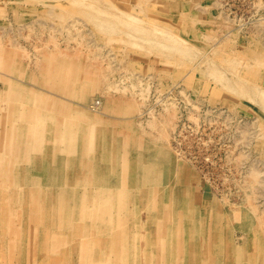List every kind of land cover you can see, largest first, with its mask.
<instances>
[{
  "label": "rangeland",
  "instance_id": "374dc122",
  "mask_svg": "<svg viewBox=\"0 0 264 264\" xmlns=\"http://www.w3.org/2000/svg\"><path fill=\"white\" fill-rule=\"evenodd\" d=\"M0 118V264H264V0H0Z\"/></svg>",
  "mask_w": 264,
  "mask_h": 264
},
{
  "label": "bare ground",
  "instance_id": "6f19581e",
  "mask_svg": "<svg viewBox=\"0 0 264 264\" xmlns=\"http://www.w3.org/2000/svg\"><path fill=\"white\" fill-rule=\"evenodd\" d=\"M261 3H262V2H261ZM254 4H255V3H254ZM254 4H252V5H254ZM252 5H251V6H252ZM259 6H260V5H259ZM257 8H258V6H257ZM255 10H256V9H255ZM258 11H259V10H258ZM125 14L127 15V17L131 18L132 20H136V18H137V16H135V15H133V14H130V13H125ZM261 14H262V13H261ZM129 18H128V19H129ZM262 18H263V17H262ZM257 21H258V19H257ZM262 21H263V20H262ZM262 21H261V22H262ZM258 22H260V21H258ZM261 22H260V23H261ZM258 25H259V24H258ZM259 26H260V25H259ZM254 27H255V26H254ZM261 28H262V27H261ZM262 29H263V28H262ZM260 31H261V30H260ZM71 76H72V75H71ZM10 91H11V90H10ZM12 93H13V91H12ZM15 93H16V92H15ZM10 94H11V93H10ZM13 94H14V93H13ZM14 95H15V94H14ZM14 95H13V96H14ZM10 96H11V95H10ZM5 98H6V97H5ZM8 98H9V96H8ZM13 98H14V97H13ZM13 98H11V99H13ZM18 98H19V96H18ZM49 98H50V97H49ZM52 98H53V97H52ZM9 99H10V98H9ZM14 99H15V98H14ZM39 100H40V99H39ZM41 100H42V99H41ZM44 100H46V99H44ZM1 102H2V100H1ZM53 102H54V101H53ZM90 103H91V102H90ZM44 104H45V103H44ZM99 104H100V100H98V99H94V103H91V105H89L90 110H91L92 112H93V111H94V112L98 111L95 107L98 106ZM41 105H42V104H41ZM46 107H47V105H46ZM41 108H43V107H41ZM47 108H48V107H47ZM33 110H34V109H33ZM36 110H37V109H36ZM28 111H29V110H28ZM37 111H38V110H37ZM43 111H44V110H43ZM80 111L83 112V110H78V109H77V112H80ZM9 112H10V111H9ZM12 113H13V111H12ZM46 113H47V112H46ZM46 113H45V114H46ZM26 114H27V113H26ZM35 114H36V113H35ZM40 114L42 115V119H43V116H44V115H43V112L40 113ZM7 116H8V115H7ZM55 117H56V116H55ZM27 118H28V117H27ZM25 119H26V118H25ZM45 119H48V115H47V117H45ZM45 119H43V120H45ZM55 120H57V118H56ZM55 120H54V121H55ZM25 121H26V120H25ZM32 121H33V120H32ZM48 121H50V120H48ZM80 121H81V120H80ZM16 122H17V121H16ZM52 122H53V121H52ZM59 122H60V121H59ZM82 122H84V121H82ZM86 122H87V121H86ZM31 123H32V122H31ZM60 123H61V122H60ZM2 124H3V123H2L1 118H0V149L2 148V150H3V149H6V146H4L3 144H7L6 139H5L3 136H4V134H5V136H7L9 133H7L6 130L4 131V130L2 129ZM15 124H16V123H15ZM18 124H19V123H18ZM22 124H23V123H22ZM5 125H6V124H5ZM20 125H21V124H20ZM20 125H19V126H20ZM16 126H17V125H16ZM6 127H7V125H6ZM7 128H8V127H7ZM10 128H11V127H10ZM54 128H55V127H54ZM82 128H83V127H82ZM4 129H5V128H4ZM20 129H21V128H20ZM15 130H16V129H15ZM31 130H32V129H31ZM80 130H81V129H80ZM103 130H105V129H103ZM10 131H11V129H10ZM54 131H56V130H54ZM58 131H59V130H58ZM19 132H21V131H19ZM79 132H81V131H79ZM87 132H88V131H87ZM21 133H22V132H21ZM31 133H32V132H31ZM55 133H56V132H55ZM28 134H29V135H28ZM32 134H33V133H32ZM56 134H58V133H56ZM13 135H14V134H13ZM22 135H24V139H22V140H24V142H25V143H23V145H24V144H27L26 142H29L28 139H30V135H31V134H30L29 132L27 133V129L25 128V129H23V134H22ZM58 135H61V134L59 133ZM72 135H73V134H72ZM74 135H75V132H74ZM27 136H28V137H27ZM40 136H41V132H40L39 137H40ZM86 136H87V135H86ZM7 137H8V136H7ZM31 137H32V135H31ZM58 137H59V136H58ZM32 138H33V137H32ZM40 138H41V137H40ZM59 138H60V137H59ZM8 139H9V138H8ZM37 139H38V136H36V134H34V138L32 139L31 143H32V142H33V143H39V142L37 141ZM53 139H54V138H53ZM86 139H88V138H86ZM58 140H59V139H58ZM13 142H14V141H13ZM56 142H57V139H56ZM54 144H55V143H54ZM96 144H97V143H96ZM8 145H9V144H8ZM103 145H104V143H103ZM1 146H3V147H1ZM105 146H107V145L105 144ZM105 146H102V147L105 148ZM30 147H31V145H30ZM75 147H76V145L73 146L72 144L69 146V148H70L71 150L75 149ZM24 148H25V149H28V147H25V146H24ZM36 148H37V147H36ZM54 148H55V147H54ZM90 148H91V147H89V145L85 146V145L83 144V145L80 147V150H82V151H90ZM107 148H109V147H107ZM107 148H106V149H107ZM162 148H163V146H162ZM166 148H167V147H166ZM102 149H103V148H102ZM106 149H104V150H106ZM104 150H103V151H104ZM107 150H109V149H107ZM107 150H106V151H107ZM8 151H9V150H8ZM40 151H41V150H40ZM40 151H39V152H40ZM103 151H102V152H103ZM24 152H25V151H24ZM36 152H37V151H36ZM157 152H158V151H157ZM55 153H56V152H55ZM103 153H104V152H103ZM101 154H102V153H101ZM106 154H107V153H105V155H106ZM108 154H109V153H108ZM23 155H25V154H23ZM23 155H22V156H23ZM105 155H104V156H105ZM36 156L38 157L39 155H36ZM107 156H108V155H107ZM24 157H25V156H24ZM24 157H23V159H24ZM33 157H34V156H33ZM108 157H109V156H108ZM111 157H112V156H111ZM146 157H148V155H146ZM13 158H14V157H13ZM85 158H87V156H86ZM36 159H37V158H36ZM103 159H104V157H103ZM106 159H107V158H106ZM108 159H109V158H108ZM63 160H64V159H63ZM149 160H151V159H149ZM94 161H95V160H94ZM98 161H99V160H98ZM101 161H102V160H101ZM105 161H106V160H105ZM152 161H153V160H152ZM154 161H156V160H154ZM11 162H12V161H11ZM92 162H93V160H92ZM106 162H107V161H106ZM88 163H89V162H87V164H88ZM132 163H133V162H132ZM132 163H131V164H132ZM133 164H134V163H133ZM159 164L162 165V163H159ZM89 165H90V164H89ZM104 166H105V165H104ZM136 166H137V164H136ZM147 166H148V164H147ZM154 166H155V165H154ZM158 166H160V165H158ZM11 168H12V167H11ZM11 168H10V169H11ZM92 168H94V167L92 166ZM92 168H91V169H92ZM139 168H140V167H139ZM89 169H90V168H89ZM143 169H144V168H143ZM161 169H162V168H161ZM161 169H159V170H161ZM0 170H1V169H0ZM159 170L157 169V171H158L159 174H160V171H159ZM7 171H8V169H7ZM11 171H12V170H11ZM138 171H139V170H138ZM146 172H147V171H146ZM11 174H12V173H11ZM144 174H145V173H144ZM8 175H9V174H8ZM141 175H142V174H141ZM19 177H20V176H19ZM7 178H8V177H7ZM77 179H78V178H77ZM8 180H9V179H8ZM49 180H50V179H49ZM51 181H53V180H51ZM154 181H155V180H154ZM185 181H187V180H185ZM6 182H8V181H6ZM60 182H61V181H60ZM99 182H100V181H99ZM58 183H59V182H58ZM106 183H107V181H102V182H101L102 185H105ZM160 183H161V182H160ZM9 185H10V184H9ZM15 185H16V184H15ZM37 185H38V184H37ZM156 185H157V184H156ZM0 186H1V183H0ZM161 186H162V185H161ZM13 187H14V186H13ZM18 187H19V186H18ZM29 187H30V186H29ZM99 187H100V186H99ZM1 188H2V187H1ZM6 188H7V187H6ZM94 188H95V187H94ZM132 188H134V187H132ZM3 189H4V188H3ZM16 189H17V188H16ZM24 189H25V188H24ZM126 189H127V187H126ZM126 189H125V190H126ZM161 189H162V188H161ZM0 190H1V189H0ZM26 190H27V189H25L24 192H25ZM61 190H63V188L60 189V191H61ZM93 190H94V189H93ZM1 191H2V190H1ZM126 191H127V190H126ZM62 192H63V191H62ZM68 192H69V191H68ZM114 192H115V191H114ZM27 193H28V192H27ZM117 193H118V192H117ZM15 194H16V193H15ZM15 194H13V195H15ZM69 194H70V193H69ZM93 194H94V193H93ZM8 195H9V192H8ZM47 195H48V194H47ZM52 195H53V196H52L53 198L57 199V195H56L54 192H52ZM128 195H129V194H128ZM4 196H5V195H4ZM24 196H25V195H24ZM60 196H61V194H60ZM69 196H72V194L69 195ZM99 196H100V195H99ZM110 196H111V193H110ZM110 196L107 195V199L110 200V201H112L113 198H111ZM115 196H117L116 193H115ZM115 196H114V198H116ZM179 196H180V195H179ZM2 197H3V196H2ZM27 197H28V195H27ZM62 197H63V195H62ZM62 197H61V198H62ZM64 197H65V199H66V195H65ZM95 197H96V196H95ZM119 197H120V196H119ZM127 197H128V196L126 195V198H127ZM4 198H5V197H4ZM16 198H17V197H16ZM75 198H76V197H75ZM6 199H7V198H6ZM26 199H27V198H26ZM62 199H63V198H62ZM7 200H8V199H7ZM179 200H181V199H179ZM16 201H17V200H16ZM19 201H20V200H19ZM63 201H64V200H63ZM65 201L67 202L68 200H65ZM71 201H72V197H71ZM119 201H120V199H119ZM119 201H118V202H119ZM139 201H140V200H139ZM43 202H44V201H43ZM47 202H48V204H47V205H48V206H47V209H51V210H52V209H55V208H56V206L54 207L55 204H53V200H52V198L49 197V200H48ZM47 202H46V203H47ZM59 202H60V201H59ZM137 202H138V200H137ZM216 202H217V201H216ZM68 203H69V202H68ZM115 203H116V202H115ZM16 204H17V203H16ZM22 204H23V203H22ZM24 204H25V202H24ZM32 204H33V203H32ZM116 204H117V203H116ZM133 204H134V203H133ZM162 204H163V202H162ZM17 205H18V204H17ZM42 205H44V204H41V203H40V204H36L35 206H42ZM56 205H57V204H56ZM68 205H69V204H68ZM79 205H80V204H77V205H76L77 208L79 207ZM85 205H86V204L84 203V206H85ZM91 205H93V204H91ZM118 205H119V204H118ZM136 205H137V204H136ZM186 205H187V203H186ZM0 206H1V205H0ZM21 206H22V205H21ZM63 206H64V205L60 206V207H61L60 210H62V208H64ZM84 206H83L82 209H84V208L86 207V206H85V207H84ZM93 206H94V205H93ZM93 206H90L89 209L91 210V209L93 208ZM130 206H131V205H130ZM130 206H129V207H130ZM133 206H134V205H133ZM192 206H193V205H192ZM13 207H14V206H13ZM68 207H69V206H68ZM80 207H81V206H80ZM151 207H152V206H151ZM151 207H150V208H151ZM187 207H188V206H187ZM70 208H71V207H70ZM94 208H95V206H94ZM112 208H113V205H112ZM127 208H128V207H127ZM130 208H131V207H130ZM132 208L135 209V206L132 207ZM137 208H138V207H136V209H137ZM181 208H182V207H181ZM79 209H80V208H78V210H79ZM128 209H129V208H128ZM39 210L41 211L42 209H39ZM43 210H44V209H43ZM70 210H71V209H70ZM73 210H74V208H73ZM113 210H114V209H113ZM118 210L120 211L119 208H118ZM186 210H187V209H186ZM189 210H190V206H189ZM198 210H199V209H198ZM15 211H16V208H15ZM28 211H29V210H28ZM40 211H39V212H40ZM52 211H54V210H52ZM74 211H75V210H74ZM115 211H116V210H115ZM132 211H133V209H132ZM136 211H137V210H136ZM55 212H56V211H55ZM59 212H60V211H59ZM68 212H69V211H68ZM122 212H123V211H122ZM71 213H72V211H71ZM127 213H128V212H127ZM135 213H137V212H135ZM161 213H162V212H161ZM169 213H170V212H169ZM23 214H25V213H23ZM32 214H34V213H32ZM43 214H44V213H43ZM50 214H51V212H50ZM116 214H117V213H116ZM181 214H182V213H181ZM191 214H194V213H191ZM7 215H8V214H7ZM27 215H28V214H27ZM55 215H56V213H55ZM66 215H67V214H66ZM155 215H156V213H155ZM13 216H16V215H13ZM46 216H47V215H46ZM48 216H49V215H48ZM72 216H73V215H72ZM169 216H170V215H169ZM24 217H25V216H24ZM27 217H28V216H27ZM31 217H32V216H31ZM43 217H44V216H43ZM58 217H60V216H58ZM62 217H65V216H62ZM66 217H67V216H66ZM66 217H65V218H66ZM118 217H119V218H117V220H118V221H122V219L120 218V216H118ZM155 217H156V216H155ZM171 217H172V216H171ZM183 217H184V216H183ZM15 218H16V217H15ZM20 218H21V217H20ZM38 218H39V217H38ZM160 218H161V217H160ZM166 218H167V217H166ZM46 219H47V218H46ZM178 219H179V218H178ZM67 220H68V219H64V220L62 219L61 224H59V226L62 225L64 221H65V224H66ZM105 220H106V219H105ZM115 220H116V219H115ZM117 220H116V222H118ZM170 220H171V219H170ZM4 221H5V219H4ZM23 221H24V220H23ZM83 221H84V220H83ZM87 221H88V220H87ZM103 221H104V219H103ZM166 221H167V220H166ZM207 221H208V220H207ZM212 221H213V220H212ZM80 222H81V221H80ZM116 222H115V223H116ZM0 223H1V222H0ZM15 223H16V222H15ZM167 223H168V222H167ZM167 223H166V224H167ZM216 223H217V222H216ZM30 224H32V223H30ZM30 224H29V225H30ZM53 224H54V223H53ZM82 224H83V223H82ZM117 224H118V223H117ZM120 224H121V223H120ZM122 224H123V223H122ZM124 224H125V223H124ZM174 224H175V223H174ZM211 224H212V223H211ZM69 225H70V224H69ZM85 225H86V223H85ZM30 226H31V225H30ZM35 226H36V225H35ZM62 226H63V225H62ZM67 226H68V225H67ZM70 226H71V225H70ZM92 226H93V225H92ZM97 226H98V225H97ZM164 226H165V224H164ZM214 226H215V225H214ZM19 227H20V226H19ZM32 227H33V226H32ZM32 227H31V228H32ZM81 227H82V226H81ZM87 227H88V225H87ZM218 227H219V226H218ZM31 228H30V230H31ZM40 228H41V227H40ZM40 228H39V229H40ZM62 228H63V227H62ZM62 228H61V229H62ZM84 228H85V227H84ZM89 228H90V227H89ZM91 228H92V227H91ZM93 228H94V227H93ZM165 228H166V227H165ZM186 228H187V227H186ZM216 228H217V227H216ZM23 229H24V228H23ZM42 229H43V228H42ZM46 229H47V228H46ZM59 229H60V228H59ZM178 229H179V228H178ZM97 230H98V229H97ZM103 230H104V229H103ZM117 230H118V228H117ZM216 230H218V228H217ZM39 231H42V230H39ZM53 231H54V230H53ZM94 231H95V230H94ZM99 231H100V229H99ZM114 231H116V229H114ZM118 231H119V230H118ZM125 231H126V230H125ZM183 231H184V229H183ZM193 231H194V230H193ZM22 232H23V231H22ZM26 232H27V231H26ZM29 232H30V231H29ZM119 232H120V231H119ZM160 232H161V231H160ZM63 233H64V232H63ZM123 233H124V231H123ZM165 233H166V232H165ZM14 234H15V233H14ZM31 234H32V232H31ZM46 234H47V233H46ZM84 234H85V233H84ZM98 234L100 235V233H98ZM98 234H97V235H98ZM115 234H116V233H115ZM28 235H29V234H28ZM36 235H37V234H36ZM58 235H59V234H58ZM93 235H95V234H93ZM113 235H114V234H113ZM118 235H119V234H118ZM122 235H123V234H122ZM184 235H185V234H184ZM14 236H15V235H14ZM79 236H80V234H79ZM87 236H88V235H87ZM90 236H91V235H90ZM103 236H104V235H103ZM185 236H187V235H185ZM195 236H196V235H195ZM39 237H40V236H39ZM58 237H60V236H58ZM64 237H66V236H64ZM77 237H78V236H77ZM81 237H82V236H81ZM166 237H167V236H166ZM30 238H31V237H30ZM54 238H55V237H54ZM75 238H76V237H75ZM75 238H74V239H75ZM88 239H89V238H88ZM117 239H118V237H117ZM119 239H120V238H119ZM123 239H124V238H123ZM149 239H150V238H149ZM11 240H12V239H11ZM11 240H10V241H11ZM27 240H28V239H27ZM31 240H32V239H31ZM35 240H36V239H35ZM49 240H50V239H49ZM52 240H53V239H52ZM62 240L64 241L63 238H62ZM71 240H72V239H71ZM71 240H70V241H71ZM77 240H78V239H77ZM154 240H155V239H154ZM185 240H186V239H185ZM47 241H48V240H47ZM65 241H66V240H65ZM93 241H94V240H93ZM150 241H151V240H150ZM195 241H196V240H195ZM29 242H32V241L29 240ZM71 242H72V241H71ZM71 242L69 243L70 246H71ZM76 242H77V241H76ZM88 242H89V241H88ZM117 242H118V240H117ZM119 242H120V241H119ZM186 242H187V241H186ZM228 242H229V241H228ZM7 243H8V242H7ZM46 243H47V242H46ZM54 243H55V242H54ZM57 243H58V242H57ZM65 243H66V242H65ZM72 243H73V242H72ZM74 243H75V242H74ZM106 243H107V242H106ZM133 243H134V242H133ZM153 243H154V242H153ZM34 244H35V243H34ZM36 244H37V242H36ZM40 244H41V242H40ZM122 244H123V243H122ZM154 244H155V243H154ZM156 244H157V243H156ZM193 244H194V243H193ZM7 245H8V244H7ZM65 245H66V244H65ZM73 245H74V244H73ZM73 245H72V246H73ZM76 245H77V244H76ZM78 245H79V244H78ZM137 245H138V244H137ZM234 245H235V244H234ZM234 245H233V246H234ZM22 246H23V245H22ZM25 246H26V245H25ZM31 246H32V244H31ZM74 246H75V245H74ZM123 246H124V245H123ZM58 247H59V246H58ZM87 247H88V246H87ZM185 247H186V243H185ZM234 247H235V246H234ZM71 248H72V247H71ZM88 248H89V247H88ZM118 248H119V247H118ZM138 248H139V247H138ZM193 248H194V247H193ZM56 249H57V248H56ZM236 249H237V248H236ZM87 250H88V249H87ZM119 250H120V249H119ZM122 250H123V249H122ZM201 250L203 251L204 249H201ZM233 250H234V249H233ZM108 251H109V249H108ZM115 251H116V250H115ZM117 251H118V250H117ZM138 251H139V250H138ZM183 251H184V249H183ZM68 252H69V250H67V253H66L67 255H64L65 257L68 256V254H69ZM85 252H86V251H85ZM87 252H88V251H87ZM111 252H112V251H111ZM122 252H123V251H122ZM88 253H89V252H88ZM108 253H109V252H108ZM116 253H119V252H116ZM127 253H128V252H127ZM230 253H231V252H230ZM28 254L31 255V253H28ZM47 254H48V252H44V253H43V258L41 259L42 263H43V264H56V261H57L58 259H57V260H53V258H52V259H49L48 257H47V259H46V255H47ZM59 254H60V253H59ZM97 254H98V253H97ZM97 254H95V256H94V258L96 257L95 259H97V260H103V259H105L104 256H103V257L100 256V255L97 256ZM183 254H184V253H183ZM233 254H234V251H233ZM48 255H50V254H48ZM55 255H56V254H55ZM111 255H112V254H111ZM116 255H117V254H116ZM116 255H115V256H116ZM33 256H34V254H33ZM89 256H91V255H89ZM112 256H113V255H112ZM112 256H111V257H112ZM118 256H119V255H118ZM118 256H117V257H118ZM201 256H202V255H201ZM230 256H231V254H230ZM235 256H236V255H235ZM51 257H52V256H51ZM85 257H87V255H86ZM111 257H110V258H111ZM185 257H186V255H185ZM226 257L228 258V256H226ZM179 258H180V256H179ZM43 259H44V260H43ZM85 259H86V258H85ZM234 259H235V258H234ZM87 260H88V259H87ZM117 260H118V259H117ZM123 260H124V259H123ZM184 260H185V258H184ZM186 260H187V259H186ZM73 261H74V260H73ZM91 261H92V260H91ZM227 261H228V260H227ZM232 261H233V258H232ZM88 262H89V260H88ZM116 262H117V261H116ZM236 263H237V262H236ZM2 264H3V263H2ZM101 264H102V263H101ZM109 264H110V263H109ZM112 264H113V263H112Z\"/></svg>",
  "mask_w": 264,
  "mask_h": 264
}]
</instances>
